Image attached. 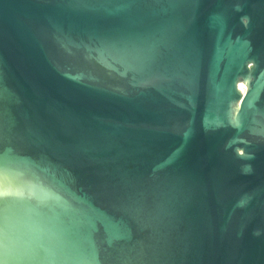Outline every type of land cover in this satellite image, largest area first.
<instances>
[{
  "label": "water",
  "instance_id": "95a60500",
  "mask_svg": "<svg viewBox=\"0 0 264 264\" xmlns=\"http://www.w3.org/2000/svg\"><path fill=\"white\" fill-rule=\"evenodd\" d=\"M0 264H264V0H0Z\"/></svg>",
  "mask_w": 264,
  "mask_h": 264
}]
</instances>
